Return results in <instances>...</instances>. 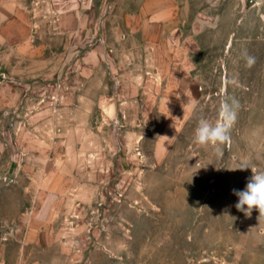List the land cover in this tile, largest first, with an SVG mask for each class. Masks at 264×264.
<instances>
[{"label":"rangeland","instance_id":"rangeland-1","mask_svg":"<svg viewBox=\"0 0 264 264\" xmlns=\"http://www.w3.org/2000/svg\"><path fill=\"white\" fill-rule=\"evenodd\" d=\"M148 1L0 0V264H264V0Z\"/></svg>","mask_w":264,"mask_h":264},{"label":"clouds","instance_id":"clouds-1","mask_svg":"<svg viewBox=\"0 0 264 264\" xmlns=\"http://www.w3.org/2000/svg\"><path fill=\"white\" fill-rule=\"evenodd\" d=\"M246 65L252 67L255 58L245 52ZM240 103L235 98H222L218 119L212 123L208 119L201 117L194 131V142L200 146H211L219 156H223V146L230 143V130L237 120ZM166 137V136H162ZM168 138V137H166ZM251 169L252 175L243 190L233 189V193L238 197L235 207L238 211L250 216L255 209L258 211V221L264 220V171H259L256 167H250L244 161L236 169ZM235 169V170H236Z\"/></svg>","mask_w":264,"mask_h":264},{"label":"crops","instance_id":"crops-1","mask_svg":"<svg viewBox=\"0 0 264 264\" xmlns=\"http://www.w3.org/2000/svg\"><path fill=\"white\" fill-rule=\"evenodd\" d=\"M160 0H149L148 2L149 3H153V2H155V4H158L157 2H159ZM134 19L135 20H138L139 21V25H140V22L142 21V16L141 15H138L137 17L135 16L134 17ZM170 20H172V19H170ZM171 29H174V24H172V26H171ZM110 110H107L106 108L104 109V115H105V117L107 116V117H109L110 116ZM109 118H106V120H108ZM65 162V159H63V163ZM62 177H61V175H59V176H57L56 178H53V183H51V185L50 186H45V185H42V187H40L41 186V184L39 185V188L36 190V191H34V188H33V186H29L28 187V190H30V188H31V190H32V192L34 193L35 192V194H37L38 193V195L40 194V195H45L46 194V192L48 191V190H51V191H56L57 189H58V183H56L55 182V180H58V179H61ZM41 188V189H40ZM30 223H32V221H30Z\"/></svg>","mask_w":264,"mask_h":264},{"label":"water","instance_id":"water-1","mask_svg":"<svg viewBox=\"0 0 264 264\" xmlns=\"http://www.w3.org/2000/svg\"><path fill=\"white\" fill-rule=\"evenodd\" d=\"M254 3H255V0H246V6L247 7L251 6ZM10 179H11V177H6L5 181H9Z\"/></svg>","mask_w":264,"mask_h":264}]
</instances>
